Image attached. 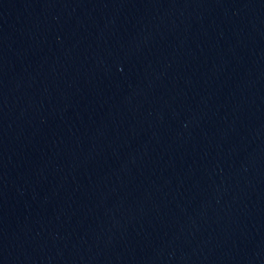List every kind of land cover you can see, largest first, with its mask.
I'll list each match as a JSON object with an SVG mask.
<instances>
[{
  "label": "water",
  "instance_id": "water-1",
  "mask_svg": "<svg viewBox=\"0 0 264 264\" xmlns=\"http://www.w3.org/2000/svg\"><path fill=\"white\" fill-rule=\"evenodd\" d=\"M2 2H3V0H0V5H1Z\"/></svg>",
  "mask_w": 264,
  "mask_h": 264
}]
</instances>
